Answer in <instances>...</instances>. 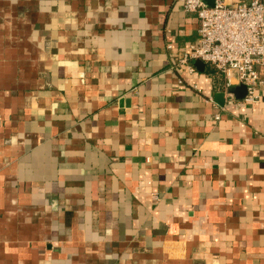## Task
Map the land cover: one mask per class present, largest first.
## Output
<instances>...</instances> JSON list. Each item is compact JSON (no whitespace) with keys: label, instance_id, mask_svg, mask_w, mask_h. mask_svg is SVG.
Here are the masks:
<instances>
[{"label":"crops","instance_id":"obj_1","mask_svg":"<svg viewBox=\"0 0 264 264\" xmlns=\"http://www.w3.org/2000/svg\"><path fill=\"white\" fill-rule=\"evenodd\" d=\"M199 27L179 0H0V264H264V85L176 68Z\"/></svg>","mask_w":264,"mask_h":264},{"label":"built area","instance_id":"obj_2","mask_svg":"<svg viewBox=\"0 0 264 264\" xmlns=\"http://www.w3.org/2000/svg\"><path fill=\"white\" fill-rule=\"evenodd\" d=\"M179 1L186 11L197 13L200 27L198 43L175 67L194 73L193 62L201 60L224 74L227 88L236 74L238 83L247 87L245 101H257L259 88L264 85V0H217L214 7L203 0ZM226 96L229 102L234 100L232 93Z\"/></svg>","mask_w":264,"mask_h":264},{"label":"water","instance_id":"obj_3","mask_svg":"<svg viewBox=\"0 0 264 264\" xmlns=\"http://www.w3.org/2000/svg\"><path fill=\"white\" fill-rule=\"evenodd\" d=\"M217 0H203V2L205 3V5L210 6V7H214L216 4ZM204 62L201 60H197L196 61V65L201 68L202 66H204ZM228 93H232L237 99H244L247 95V87L244 84H240L238 86H231L228 90ZM223 97V93H221V95L219 96L220 99H218V102L223 105L224 104V100L222 99Z\"/></svg>","mask_w":264,"mask_h":264}]
</instances>
